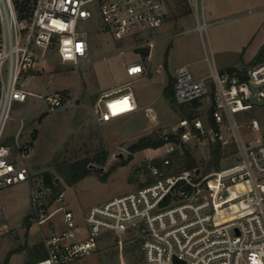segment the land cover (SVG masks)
<instances>
[{
  "label": "built area",
  "instance_id": "2783aa9c",
  "mask_svg": "<svg viewBox=\"0 0 264 264\" xmlns=\"http://www.w3.org/2000/svg\"><path fill=\"white\" fill-rule=\"evenodd\" d=\"M21 1L0 0V188L30 180L24 160L31 145L21 140L22 126L12 140L3 133L12 101H24L28 95L21 88L23 74L38 62L49 61L51 52L59 63L75 69L80 61L89 62L90 43L78 32L80 21H88L93 32H106L117 42L129 44L117 50L126 75L142 74V57L128 59L125 53L153 47L150 34L164 24L169 3L28 0V7ZM186 1L195 11L193 29L207 38L202 0ZM174 96L179 103L208 98L211 123L198 117L180 119L171 134L160 136L167 153L208 134L221 143L234 141L237 158L218 169L194 166L175 173L148 165L150 183L88 207L82 222L66 206L62 190L46 201L44 196L52 191L41 186L32 192L28 220L43 225L61 212L64 227L44 238L47 257L30 264H66L86 257L108 234H132L140 242L144 264H176L175 258L183 264H264V133L244 142L240 128L258 130L259 125L254 116L243 124L236 119L264 106V61L224 70L212 65L203 76L180 67L175 72ZM45 99V112L74 102L64 91ZM134 110L127 82L102 91L91 112L101 125ZM162 161L169 164L168 158ZM3 218L0 203V232L5 227Z\"/></svg>",
  "mask_w": 264,
  "mask_h": 264
},
{
  "label": "rangeland",
  "instance_id": "374dc122",
  "mask_svg": "<svg viewBox=\"0 0 264 264\" xmlns=\"http://www.w3.org/2000/svg\"><path fill=\"white\" fill-rule=\"evenodd\" d=\"M202 5L208 23L205 46L199 32L193 30L194 8L186 0H169L166 18L172 25L162 31V39L152 47L150 70L153 74L140 81L129 80L142 111L122 115L101 125L94 119L91 108L98 90L128 80L123 75V57L116 53L118 43L106 32L91 31L88 21H80L77 29L91 42L89 62L80 61L75 69L71 64L59 63L55 53L51 52L50 60L41 71L30 69L26 72L24 78L33 75L25 85L30 95L24 102L12 101L11 117L6 121L4 135L15 133L20 125L19 117L43 106L46 95L66 89L71 91L74 102L52 112L40 111L30 116L22 128L21 140H32L31 151L24 160L30 180L0 188L5 225L0 232V264H30L32 248L43 243L52 231L64 227L61 212L55 213L43 225L28 220L32 192L40 190L41 186L44 188L42 176L45 172L55 178V189L44 196L45 200L49 201L52 194L62 190L66 206L75 212L77 221L82 222L88 207L150 183L153 178L148 165L158 166L164 173H175L185 168L186 151L194 158L195 166L204 170L218 169L237 158L234 141L228 139L221 143L211 140L208 134L197 143L190 142L185 148L175 147L168 153V146L163 145L150 150L132 151L129 148L142 137L158 139L165 132L171 134L182 118L198 117L211 123L208 98L187 104L179 103L174 95L171 100L166 99L167 70L155 72L165 53L196 61L197 66L206 69L210 62L206 55L215 66L216 61L239 63L247 60L252 51L264 43L263 5L259 7L247 0H203ZM262 55L260 62L264 61V53ZM125 57L131 58L132 52L127 51ZM168 61L169 69L173 70L174 64ZM147 104L153 106L150 111L143 110ZM252 116L260 130L241 127L244 142L264 133V106L256 107L244 116L236 115V119L243 124ZM218 142L221 155L218 165L214 166L211 151ZM163 158H168L167 166L163 165ZM83 159L88 162L89 172L75 183L67 184L60 176L59 168ZM144 263L140 242L132 234H108L93 253L66 264Z\"/></svg>",
  "mask_w": 264,
  "mask_h": 264
},
{
  "label": "crops",
  "instance_id": "0c3cea01",
  "mask_svg": "<svg viewBox=\"0 0 264 264\" xmlns=\"http://www.w3.org/2000/svg\"><path fill=\"white\" fill-rule=\"evenodd\" d=\"M247 2L248 3H250V4H254V5H258L259 7H261V5H263L261 8L262 9H264V0H247ZM202 4H203V0H202ZM167 14H168V12H167ZM170 25H172L171 24V22L170 21H167V18H166V20H165V22H164V24L159 28V29H157V30H155L154 32H152L150 35H151V37H152V39H153V37H155V39H153L155 42L157 41V40H161L162 39V31H164V30H168L169 28H170ZM194 28V27H193ZM194 30V29H193ZM96 33V32H95ZM101 33V32H100ZM98 34H99V32H98ZM199 35H200V37H201V39H202V42L204 43V37L199 33ZM115 42L116 43H118L117 44V47H116V53H117V50H118V48H121V47H128L129 46V44H126V43H119V42H117L116 40H115ZM89 43H90V45H91V42L89 41ZM264 44V43H263ZM262 44V45H263ZM204 46H205V43L203 44ZM262 45H260V47L259 48H255L253 51H252V53H251V55L249 56V57H247L246 59L247 60H243V61H241V62H232V61H227V62H224V61H216V66L214 65L215 63L213 62V60L211 61L209 58H208V56L206 55V60L209 62V65H208V67L206 68V69H202L200 66H197L196 65V61H193V60H184V59H179V58H176V56L175 55H173V54H171V55H169L168 53H167V55H168V57L166 58V53H165V58H163L162 59V63H160L159 65H158V68H155V72L156 73H159V72H161L162 70L161 69H166L167 70V82H168V80H169V78H173V79H175V72H176V70L178 69V68H180V67H183V66H186L187 68H189L193 73H194V75H196V76H203V75H206L208 72H209V70H210V67L212 66V65H214L216 68H218V69H220V70H224V69H232V68H234V67H239V68H245V67H247V66H250L251 64H252V62L254 61V58H255V56H256V54L258 53V51L260 50V48L262 47ZM170 46V45H169ZM172 48V47H171ZM130 52H132V57L131 58H128V59H133V58H136V57H138V56H140V57H142V59H143V65H144V72L142 73V74H139V75H135V76H133V77H129V76H127L126 75V72H125V68H124V65H123V75H124V77L128 80V81H125V82H123V83H121L120 81L119 82H117L116 84H111L110 86H107V87H104V88H102V89H100V90H98V94H97V96L102 92V91H104V90H106V89H109V88H111V87H113V86H118V85H122V84H125V83H127V82H130L129 80H132V81H140V80H142V79H144L147 75H151V74H153L152 72H151V62H150V60L152 59V48H150V49H147V48H145V49H141V50H139V51H130ZM103 56H105V55H103ZM102 56V57H103ZM147 59H148V61H147ZM168 59L174 64V67H173V70H170L169 69V65H168ZM47 61H41V62H38L36 65H35V67L34 68H32V69H34L35 71H41V68H44L43 66L45 65V63H46ZM27 73H25L24 75H23V77H22V80H21V88L23 89V90H25L27 93H28V95L26 96V99L28 98V96L30 95L29 94V92L25 89V85L27 84V80L29 79V77L30 76H33V75H29V76H27V77H25L24 78V76L26 75ZM61 91H64L66 94H68L70 97H72L71 96V91H69V90H66V89H63V90H61ZM132 93H133V96H134V100H135V104H136V110H134L133 112H135V111H138V110H141L142 111V109H139V102H138V100H137V98H136V96H135V94H134V91L132 90ZM52 95V94H51ZM46 96H49V95H46ZM45 96V97H46ZM96 96V97H97ZM25 99V100H26ZM96 99V98H95ZM24 100V101H25ZM24 101H22V102H24ZM94 102H95V100H94ZM193 103V102H192ZM45 106H46V102H45V104L43 105V106H41V107H38L33 113H31V114H29V115H22V116H20L19 118H20V125L18 126V128H17V130L15 131V133L18 131V129L22 126V128L24 127V125H25V122H26V120L30 117V116H32V115H35V114H37L38 112L40 113V111H42L44 108H45ZM94 107V103H93V105H92V108ZM152 107L153 106H151L150 104H147L145 107H144V111H150L151 109H152ZM91 108V109H92ZM133 112H131V113H133ZM15 133H8V134H6L5 135V137H6V139L7 140H12V137L14 136V134ZM27 141V140H26ZM31 140H29V142H30ZM25 163V162H24ZM26 165V164H25Z\"/></svg>",
  "mask_w": 264,
  "mask_h": 264
},
{
  "label": "trees",
  "instance_id": "16d2710c",
  "mask_svg": "<svg viewBox=\"0 0 264 264\" xmlns=\"http://www.w3.org/2000/svg\"><path fill=\"white\" fill-rule=\"evenodd\" d=\"M27 2H28V0H22L20 4L22 6H27L28 5ZM28 7H29V5H28ZM263 53H264V44L262 45V47L258 51L257 57L254 59V61L252 62L251 65L260 62V60L263 59L262 58ZM174 82H175V79L169 78L167 85L164 88V95H165L166 99H168V100H171L173 95H174ZM185 104H187V103H185ZM209 114H210V112H209ZM41 115H43V114H41ZM32 138H34V135L32 136ZM31 141H30V144H31ZM162 144H163V142L160 138L154 139L150 136H147V137L140 138L135 144L131 145L129 148L132 151H138V150L146 149V148L156 149V148L160 147ZM211 154L213 155V159L215 160L213 164H214V166H217L218 165V159L221 155L219 142L216 145L215 149L211 151ZM184 163H185V168H190V167L195 166L194 158L191 157V155L187 151L184 154ZM88 172H89L88 162L84 159L78 160V161L74 162L73 164L67 165L65 168H62V167L59 168V174L62 178H64V180L67 184L75 183L80 178H82L84 175H86ZM54 180H55V178L49 172H45L42 176L43 185L45 187L49 188L51 191H52V189H55ZM32 253H33V255L31 258V263L42 261L47 257V253L44 249L43 243L35 245L32 248Z\"/></svg>",
  "mask_w": 264,
  "mask_h": 264
},
{
  "label": "water",
  "instance_id": "95a60500",
  "mask_svg": "<svg viewBox=\"0 0 264 264\" xmlns=\"http://www.w3.org/2000/svg\"><path fill=\"white\" fill-rule=\"evenodd\" d=\"M174 261H175L176 264H183V262L179 261V260L176 259V258L174 259Z\"/></svg>",
  "mask_w": 264,
  "mask_h": 264
}]
</instances>
